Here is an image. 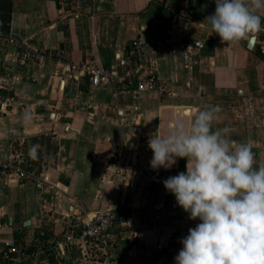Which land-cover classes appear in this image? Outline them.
<instances>
[{
  "label": "crops",
  "instance_id": "0c3cea01",
  "mask_svg": "<svg viewBox=\"0 0 264 264\" xmlns=\"http://www.w3.org/2000/svg\"><path fill=\"white\" fill-rule=\"evenodd\" d=\"M215 6L0 0V162L26 172L7 182L0 172V264H33L40 251L39 264H107L110 255L123 264H175L182 238L199 220L189 219L163 181L186 171V160L153 170L148 140L177 117L218 106L214 129L229 128L232 139L251 144L257 161L264 158V32L238 45L221 43L203 22ZM12 38L60 57L15 69ZM71 64L121 74L141 67L157 76V88L94 85L88 76L73 79ZM78 205L86 220L116 214L90 253L95 257L63 241ZM11 239L23 250L18 261L4 255Z\"/></svg>",
  "mask_w": 264,
  "mask_h": 264
},
{
  "label": "clouds",
  "instance_id": "9594fccd",
  "mask_svg": "<svg viewBox=\"0 0 264 264\" xmlns=\"http://www.w3.org/2000/svg\"><path fill=\"white\" fill-rule=\"evenodd\" d=\"M215 5L203 22L221 43L238 45L264 32V0ZM219 111L210 106L177 117L148 140L153 170L186 160V171L163 181L189 219L199 220L182 238L175 264H264V158L257 161L251 144L232 139L229 128L214 129Z\"/></svg>",
  "mask_w": 264,
  "mask_h": 264
},
{
  "label": "built area",
  "instance_id": "2783aa9c",
  "mask_svg": "<svg viewBox=\"0 0 264 264\" xmlns=\"http://www.w3.org/2000/svg\"><path fill=\"white\" fill-rule=\"evenodd\" d=\"M188 3L189 0H186ZM180 16H186L185 10L180 11ZM11 43L17 47V55L15 60V65L13 68H19L25 66L28 63H38L46 59H51L53 57H60V54H52L49 51L39 52L30 49L25 46L22 42H18L16 39L12 38ZM142 42L136 43V48L140 47ZM197 45L202 47L203 44L198 42ZM260 53L264 55V41L260 42ZM124 65V64H123ZM142 68L139 67L135 73L128 72L121 74L119 71H111L108 69H103L94 66L77 65L71 64L68 66V70L71 72L73 79H78L80 76H88L90 81L94 85L103 84H115L118 89L124 91H153L157 88L158 78L154 74L141 73ZM139 73V74H138ZM0 172L2 173V180L7 182L11 177H17L19 179H24L26 177L25 170L20 164H13V162H0ZM151 181L155 183H160L159 178L156 174L151 176ZM38 186L41 187V183L37 182ZM78 214H72L73 220L72 224L67 227L63 234V241L70 247H80L83 249L85 255L93 256L94 253L90 254L96 249L95 246H100L102 243L101 236L107 234V232L115 225L116 214L114 211H107L99 214L93 220H86L81 216L83 211V206H76ZM43 235V234H42ZM23 250L18 246L16 239H11L6 244L5 258L8 260H19ZM45 251L33 253L34 263L39 264L42 255ZM107 264H123L117 260L114 256H109V261Z\"/></svg>",
  "mask_w": 264,
  "mask_h": 264
}]
</instances>
